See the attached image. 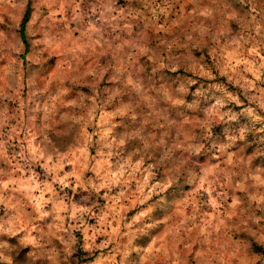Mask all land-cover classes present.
I'll return each instance as SVG.
<instances>
[{
	"label": "rangeland",
	"instance_id": "374dc122",
	"mask_svg": "<svg viewBox=\"0 0 264 264\" xmlns=\"http://www.w3.org/2000/svg\"><path fill=\"white\" fill-rule=\"evenodd\" d=\"M0 264H264V0H0Z\"/></svg>",
	"mask_w": 264,
	"mask_h": 264
},
{
	"label": "trees",
	"instance_id": "16d2710c",
	"mask_svg": "<svg viewBox=\"0 0 264 264\" xmlns=\"http://www.w3.org/2000/svg\"><path fill=\"white\" fill-rule=\"evenodd\" d=\"M26 14H27V11L25 12L23 18H22V21H21V30H22V27H23V24H24V21L26 19ZM22 34V33H21Z\"/></svg>",
	"mask_w": 264,
	"mask_h": 264
}]
</instances>
